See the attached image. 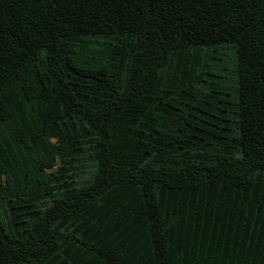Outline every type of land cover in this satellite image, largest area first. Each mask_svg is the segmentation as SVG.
<instances>
[{
    "label": "trees",
    "instance_id": "trees-1",
    "mask_svg": "<svg viewBox=\"0 0 264 264\" xmlns=\"http://www.w3.org/2000/svg\"><path fill=\"white\" fill-rule=\"evenodd\" d=\"M0 264H264V0H0Z\"/></svg>",
    "mask_w": 264,
    "mask_h": 264
}]
</instances>
